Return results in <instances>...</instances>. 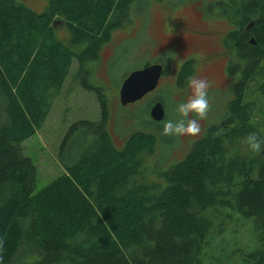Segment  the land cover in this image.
Segmentation results:
<instances>
[{
	"label": "trees",
	"instance_id": "1",
	"mask_svg": "<svg viewBox=\"0 0 264 264\" xmlns=\"http://www.w3.org/2000/svg\"><path fill=\"white\" fill-rule=\"evenodd\" d=\"M43 1L35 10L0 0V264H264V151L241 142L251 132L264 138V0L228 5L237 19L226 36V73L238 75L233 96L180 160L153 172L161 182L144 165L153 134L135 130L116 147L106 96L87 82L134 0ZM73 61L99 118L68 126L58 151L63 173L35 190V166L20 143L43 125ZM190 73L182 64L176 84ZM76 138L80 147L66 160ZM238 219L251 245L225 250L221 235Z\"/></svg>",
	"mask_w": 264,
	"mask_h": 264
},
{
	"label": "rangeland",
	"instance_id": "2",
	"mask_svg": "<svg viewBox=\"0 0 264 264\" xmlns=\"http://www.w3.org/2000/svg\"><path fill=\"white\" fill-rule=\"evenodd\" d=\"M207 1L134 0L124 26L112 31L110 39L101 46L99 60L92 66L91 76L87 78V82L100 85V90L106 96L108 111L106 129L116 147H120L126 137L135 130L153 134L155 143L152 153L146 157L144 162L146 171H149L147 178L151 181L161 182V178L153 172L162 171L180 160L189 149L192 140L200 137L205 127L220 119L226 103L233 96V88L238 80L237 74L228 75L223 72V66L228 59L225 54L211 65L199 68L197 75L207 78L212 83L209 92L212 108L208 118L201 121L200 135L197 137L161 135L163 122L177 118L178 114L175 109L178 104L187 99L190 89L187 84L178 86L175 81L174 70L180 58L178 59L175 53L163 48L158 42L159 34L171 36L175 32L163 23L164 14L157 10V6H170L172 3L181 2L174 8L168 9L171 16L181 7H189L180 5L212 4ZM22 2L35 10H40L44 5L43 0H22ZM208 28L224 31L227 25L222 21H216L209 23ZM218 48L220 49V45ZM172 57L176 59L172 61ZM154 63L163 65L157 88L140 99L121 106L118 100L121 80L133 69ZM75 69L76 63L73 61L43 125L20 143L23 154L28 156L35 166V190L63 173V167L58 160V151L68 126L76 120L96 121L99 118V107L95 94L77 83L73 76ZM254 84H256L255 81L246 87L245 99L255 98L253 93L256 85ZM257 100H259L258 97ZM155 102H160L162 106L163 116L160 120H152L148 115L151 105ZM260 122L264 125V116L260 118ZM262 129L264 131V126ZM79 147L78 139L72 140L68 144L65 159L68 160ZM232 243L251 245L250 232L245 224H240V219L230 222L221 235L220 246L222 248L229 250Z\"/></svg>",
	"mask_w": 264,
	"mask_h": 264
},
{
	"label": "flooded vegetation",
	"instance_id": "3",
	"mask_svg": "<svg viewBox=\"0 0 264 264\" xmlns=\"http://www.w3.org/2000/svg\"><path fill=\"white\" fill-rule=\"evenodd\" d=\"M210 2H212L211 6L207 4L204 6H193L192 3L190 5H180L189 7H181V9L174 12L171 16L169 15L168 9L174 8L181 2L172 3L170 6H157V10L164 14L163 23L175 32L171 36L158 35L160 45L168 49V51L170 50L175 53L178 59L180 58L176 64L174 76H177L180 66L184 63H187L188 67H190V76L197 75L199 68H205L211 65L220 59L223 54L228 56L227 62L223 66V72H226V65L229 61L230 53L227 42L229 40L226 38L227 32L237 29V19H234V15H232L233 17H229L226 9L230 3L236 4L238 1H207V3ZM216 21H222L227 25V28L224 31L209 29L208 24L215 23ZM248 27L249 25L246 26V28ZM231 43L236 45L237 40L231 39ZM218 45H220V49ZM175 59V57H172V61ZM162 69L163 65H161V72L154 89L159 85ZM186 84L187 82L184 85Z\"/></svg>",
	"mask_w": 264,
	"mask_h": 264
},
{
	"label": "clouds",
	"instance_id": "4",
	"mask_svg": "<svg viewBox=\"0 0 264 264\" xmlns=\"http://www.w3.org/2000/svg\"><path fill=\"white\" fill-rule=\"evenodd\" d=\"M190 95L178 104L175 111L178 114L175 120L169 119L162 124L161 135L166 137H197L201 133V121L208 118L212 108L209 92L212 83L204 77L192 75L186 78ZM246 151L258 155L264 151V138L257 136L255 132L247 134L242 139ZM3 241L0 240V249Z\"/></svg>",
	"mask_w": 264,
	"mask_h": 264
},
{
	"label": "water",
	"instance_id": "5",
	"mask_svg": "<svg viewBox=\"0 0 264 264\" xmlns=\"http://www.w3.org/2000/svg\"><path fill=\"white\" fill-rule=\"evenodd\" d=\"M160 72L161 65L155 63L128 72L119 84V104L124 106L134 102L153 90L157 84ZM148 115L152 120H160L162 118L163 110L160 102H155L151 105Z\"/></svg>",
	"mask_w": 264,
	"mask_h": 264
}]
</instances>
